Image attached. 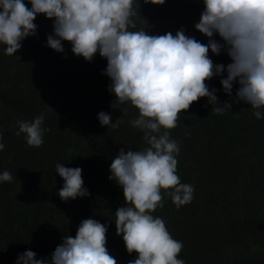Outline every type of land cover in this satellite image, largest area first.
<instances>
[{"label": "trees", "instance_id": "obj_1", "mask_svg": "<svg viewBox=\"0 0 264 264\" xmlns=\"http://www.w3.org/2000/svg\"><path fill=\"white\" fill-rule=\"evenodd\" d=\"M25 3L30 9L31 4L28 0H25ZM198 5L202 7L204 4L200 1ZM135 7L137 11V16L133 18L135 24L140 25L141 20H144L145 25L140 29L130 28V31L144 29L150 34L165 31L175 35L177 31L183 29L185 35L194 37L203 44L209 41L208 37L196 30L195 24L199 22V13H196L195 8L190 7L186 0H165L163 5L135 0ZM34 23L37 26L36 35L26 37L15 55H6L5 46L0 45V117L14 113L31 122L37 116L43 115L42 128L49 130L44 132L47 134V143L52 140L54 147L45 156H43L44 150L32 153L30 150H24L13 153L16 160L9 161L11 164L9 165L4 164L2 160L6 147H11L10 142L12 141L10 139L0 141L5 146L3 151H0V174L8 171L13 177L11 182L0 181V262L15 252L14 243L23 253L31 250L39 256H45L46 251L41 250V245L51 238V234H46L45 226L51 221L50 218L53 215L66 229H68L69 222L73 220L71 215H74V219H78L80 223L84 219H95L107 226L106 235L113 236L111 238L115 242L122 235L116 234L115 223L110 218L115 216L117 208L125 204V199L122 189L116 185L115 181L108 184L102 191L99 189L102 182L108 180L110 175L109 169L113 158H108L107 155L118 152L121 148L126 151H136L149 146L143 139L144 133L130 123L128 124L127 118L119 121L116 128L100 125L98 113L101 111L110 115H115L116 112L123 114L119 107L117 110L110 106L116 99L107 88L111 84L110 78L106 85L107 90L102 88L103 92L99 91L100 95L94 90V86L84 89V96L82 95L84 104L72 109L68 107L66 117H63L64 109L55 108L47 102V95L51 94L46 93L47 88L42 91L39 89V96L31 97L30 80L39 84L51 85L52 89L58 90L59 93L66 89L73 95L70 87L75 85L85 88V84H93L97 79L104 77L103 73L107 68L106 58L101 57L98 52L91 62L86 61L82 56L72 53V45L68 41H62L63 52H56L47 47V36L54 32V19H48L43 14H39ZM211 39L215 40L214 37ZM218 43L224 45L223 40ZM208 55L214 64H223L225 68L232 62L227 55L226 48H222L219 55L209 50ZM17 74L27 79L21 84L23 89L9 90L6 78L15 84L12 78ZM226 75L225 71L221 76H214L206 83L209 90H217L219 105L223 106L225 102H228L231 104L230 109H226L223 115L216 114L212 111V105L208 99L201 98L198 102H194L187 111H181L178 114L177 127L169 130L171 139L177 141L180 146L179 155L176 157L178 160L176 174L181 183L194 186L192 201L187 206L177 208L171 197L167 195L171 189H161L164 206L163 208L158 207L152 214L163 220L177 213H182L186 218L189 215L196 217L203 212L205 206L210 205L216 212L214 215L216 222H225V225L227 222L230 223L231 239L233 243H236L227 245L228 253L229 250L234 253L231 256L233 260L230 263L220 261L216 264H264V233L261 241L254 239L255 234L264 232V219H260L264 218V200H260L259 205H256L253 215H245L246 203L240 202L245 198V191L231 190L244 186V178H248L249 174L256 177L254 169L248 167L253 160H264V118L258 120L253 115L254 110L250 105L236 100L238 83L234 82L231 96L223 91L220 80L226 78ZM94 77L98 78L94 79ZM106 78H108L107 75H105ZM261 111L264 112V109ZM125 115L134 119L138 111L135 109L131 112L129 107ZM8 123V120L0 122V132H4L5 135L6 129L13 126ZM189 130L199 132L203 143L211 147L214 144L217 146L219 151H215L214 155L228 167L225 175L219 174L213 179V175L207 172L206 168L215 167L216 162L211 161L215 159L212 151L206 153L208 159L204 156L203 149L206 147L201 148L203 159L201 163L199 162L201 166L197 167L194 164L192 159L195 157H192L194 154H191V150L197 142L184 138ZM32 164L35 167L34 178L36 180H32L26 196L22 198L16 192L18 196L13 199L12 194L21 180L20 172L30 168ZM57 164L82 169L83 187L90 194L77 197L73 206L64 205L59 201L56 191L60 177L56 172ZM261 164L264 165V162ZM260 170L261 168H259L261 185L264 186V167L262 173ZM223 178L231 179V185L227 186L222 181ZM64 209L65 211H62ZM60 213H65L67 216L60 215L59 217ZM16 214L19 219L24 220V223L21 220L17 222V219L13 218ZM165 224L167 230L173 228L172 234L178 237V239L175 236L172 238L182 243L184 241L180 237L181 233L193 237L198 236L195 243H183L178 259H183L185 264H211L201 252L198 244L201 240L198 230L190 232L186 229L187 224L175 225L176 227H169V223L166 222ZM12 227L17 234L13 233ZM224 232L227 231L224 230ZM239 232L244 233L241 236L242 242L234 240ZM206 234L208 243L212 242L209 241L210 238L218 240L214 232L210 231ZM218 235H222L224 239H228L229 236L224 233ZM219 245L221 244L217 243L214 248ZM219 250V256H226L224 247ZM127 259L128 255L122 254L121 261L117 264H129L132 259Z\"/></svg>", "mask_w": 264, "mask_h": 264}, {"label": "clouds", "instance_id": "obj_2", "mask_svg": "<svg viewBox=\"0 0 264 264\" xmlns=\"http://www.w3.org/2000/svg\"><path fill=\"white\" fill-rule=\"evenodd\" d=\"M0 0V45L6 55H15L22 41L36 35L34 20L43 14L54 19V32L47 36V47L63 52L62 41L71 43V51L91 62L94 55L107 60L108 91L115 95L110 106L123 114L128 108L138 111L131 120L133 127L144 133L149 145L142 150L121 148L110 165L109 180L122 189L126 206L115 211L116 234L122 235L129 254L137 257L129 264H185L178 259L183 249L181 241L172 238L165 221L152 213L163 208L161 189L171 191L174 205L190 203L194 186L180 182L177 173L180 146L171 139L170 131L177 127L178 114L187 111L194 102L207 98L212 111L223 115L231 104L218 103L216 89L209 90L206 81L221 76L223 91L231 96L238 83L236 100L254 110L259 120L264 118V0H203L204 10L195 24L196 30L209 38L207 44L185 35L180 29L173 35H149L136 28L135 0ZM163 5L165 0H144ZM217 33L224 45L211 39ZM226 48L231 63L214 64L209 50L219 55ZM18 57V56H17ZM20 58V57H18ZM123 106V107H121ZM101 126L118 127L119 119L98 113ZM44 116L33 121H19L17 136L24 134L27 144H43ZM3 133L0 132V141ZM4 144L0 142V151ZM64 184L58 195L62 201L75 200L90 193L83 187L82 169L56 165ZM11 173L4 171L0 181L11 182ZM106 225L95 219H84L76 236L65 235L63 242L51 254V264H117L106 248ZM16 264H48L36 259L28 250L18 256Z\"/></svg>", "mask_w": 264, "mask_h": 264}, {"label": "rangeland", "instance_id": "obj_3", "mask_svg": "<svg viewBox=\"0 0 264 264\" xmlns=\"http://www.w3.org/2000/svg\"><path fill=\"white\" fill-rule=\"evenodd\" d=\"M200 1L203 2V0H186L187 4L190 7H194L196 13H199L198 14L199 20H200L201 13L204 10V5L202 7L198 5V3ZM144 25H145L144 20H141L140 25H136V28L137 29L143 28ZM164 32H160V33L152 32L151 34L147 33V32L146 33L149 35H164L166 33V32L165 33ZM213 37L217 42L222 40V38L217 33H214ZM97 78L98 77H94V79H97ZM12 79H13L12 81L15 84H13L11 82V80H9V78H6V83L8 85L7 88L9 90H12V91L16 88L22 90L23 86L21 87V84L27 80L26 78H21L19 74H17L16 77L14 76V78H12ZM30 82H31V86L29 87V90H30L29 93H31V97L34 98V97L39 96V89H41V91H42L44 88H47L46 93L47 94L51 93V94L47 95V102L51 103V105L55 108L61 107L62 109H64L63 111L65 113L63 114V117L67 116V111H69L68 107H71V109H72V108H75L76 106H78L80 104H84L82 95L84 96L83 91L87 87H93L94 86L93 88L96 92H98V94H99V91L103 92L102 88H105V90H107V88L109 87V85L107 84V82H109V77L105 79V75H104V77L102 76L101 78L97 79L93 84H89V83L85 84V88L83 86L73 85L72 87H70V91L73 92V95L69 91L67 92L66 89H64V92L59 93L58 90H53L51 85L49 86V85H45V84H41V83L39 84L33 80H30ZM43 85H45V86H43ZM106 85H108L107 88H106ZM98 88L100 90H98ZM52 97H53V99H52ZM110 109L114 112V110L112 108H110ZM116 109L118 110V108H116ZM130 109H131V112L135 111L134 108L130 107ZM126 118L128 119L127 123L128 124L130 123V125H132L131 124L132 119L130 117L126 116L125 114H120V113L118 114L116 112L115 115H111V121L114 123L118 119H119V121H121V120H125ZM4 120L5 121L8 120V122H9L8 124L13 125V126H10L11 128L6 129V135L3 132V140L4 139H10V141H12V142H10V145H12V146L6 147V152L4 153L5 156L3 155L2 161H4V164L11 165L9 163V161H12L13 159L16 160V157L13 155V153L23 152L24 150H30L31 153L32 152H40V151L44 150L45 152L43 153V156H45L54 147L52 140H50L51 142L47 143V134H43V137H44L43 144L39 147L29 146L27 144L26 140L24 139L23 133H21L20 136H17L16 132L19 131V123L18 122L19 121H27L21 115H16L14 113H11L8 116H1L0 122L4 121ZM85 129H87V128H85ZM184 138L187 140H194L195 142H197L194 145V149L191 150V154H194V155H192V157H195L192 160H193L194 164H196L197 167L201 166V165H199V162L201 163V160H203L202 156H201V148L206 147L203 149L204 156H207L206 155L207 152L212 151V154L215 157V159H211L210 157L209 158L211 159V161L216 162L215 167H213L211 169L206 168L207 172L211 173L213 175V177H212L213 179H215L219 174L225 175L227 173L228 167L226 165H224V163H222L219 160V158L216 159L217 157H216V155H214L215 151H219L215 144L213 147H211V146L203 143L201 138H200L199 132H195L193 130H189L185 134ZM124 151H125V153L127 152L126 150H124ZM118 152L116 151L114 153H109L107 155V157L108 158H114L118 154ZM207 159H208V156H207ZM218 161H220V162H218ZM263 162H264V160H262V159H258V161L253 160L249 164L248 167L254 169V172L256 173V177H252L249 174L248 178L247 177L244 178V182H245L244 186H240L239 188L236 187V188L231 189L232 191L233 190L235 191L236 189H239V191H241V192L245 191V194H246L245 198L240 201V202L244 201L246 203L245 204L246 211L244 212L245 215L246 214L253 215L256 205L257 206L259 205L260 200H264V186L261 185L262 179L259 176V174H260L259 168H261V170H260L261 173L263 172L262 169H263L264 165L261 164ZM249 168H247V171H249ZM34 169H35V167L32 164L30 168H27L26 170H23L22 172H20L21 180L19 181V183L17 185L18 186L17 189L15 188L14 193L12 194V197H14L13 199H16V197L18 196V193L21 195L22 198L24 196H26L27 191L29 190V186L32 185V183H31L32 180H36V178H34ZM58 180H59L58 186L56 188L57 192H59L60 188H62V186L64 184V181L61 177H59ZM222 181H224L227 186H230L232 180L228 179V178H223ZM113 182H114V180H109V179L102 182L101 186H99L100 191H102L108 184H112ZM16 192H18V193H16ZM58 198H59V201L61 203H63L64 205H67V204L72 205V206L74 205V200H72V199H69L68 201H62L60 199L59 195H58ZM123 206H126V204H124ZM185 206H187V204ZM248 207H249V211H247ZM62 211H65V209ZM50 213H52V211H50ZM215 214H216V212L214 211L212 206L207 205V206H205L203 212H200L196 217H195V215H189V217L186 218V216H184L182 213H177V214H174L170 218L168 217L164 221L166 223H169V227H176V226L181 225V224H187L186 229L189 230L190 232H195V230H198L199 231L198 233H199L200 238H201L200 242L198 243L200 248H201V252L203 254H205V259L209 260L211 262V264H216L220 261L222 263H224V262L230 263L233 260L231 258V256H233L234 253H231L230 250L228 253L229 248L227 245L228 244H231V245L236 244L235 242L233 243L232 242L233 239H231L232 231L230 229V223L227 222L225 225V222H216V219L214 218ZM60 215H65V213H60L59 217H60ZM105 215H109V214L105 213ZM65 216H67V215H65ZM71 216H72L73 220H71L69 222L68 229H66L65 227L60 225L58 223V220H56V218L54 217V215L50 218L51 221L48 222V224L45 226V229H46L45 232L47 235L51 234L50 235L51 238H50V240H48V239L45 240V242L41 245V247H42L41 250L46 251V254H45V256H39L38 253H36V259H43V260L48 261V264H51V254L55 251L56 247L63 242V238L65 237V235H71L73 238L76 236V232H77L78 226L80 224V221L78 219H74V217H75L74 215H71ZM13 218L14 219L16 218L17 222H19V220H21L22 223H24V220L19 219L17 217V214ZM115 219H116L115 216L114 217L111 216V218H110V220L113 223H115ZM260 219H264V218L261 217ZM12 229H14V228L12 227ZM224 230H226L227 232H224ZM168 231L171 234V236H175L178 239V237L176 235L172 234L174 231L173 228L172 229L169 228ZM210 231L215 233V237L218 240H216L215 238H210L209 241L210 242L212 241V242L208 243L207 238H206V235H207L206 233H209ZM13 233L17 234L15 229H14ZM220 233H224L226 235H229L228 239H224L222 235H218ZM263 233H264L263 231L258 232L257 234H255L254 239L260 240ZM243 234H244L243 232H239L237 234V237L234 240L238 241V242H242L241 236ZM108 236L109 235H106V240H107L106 248L108 249L109 254L115 258L117 263H119V261H121L122 254L128 255V259L131 258L132 260L137 257V254L135 252H133L132 254H129L127 252L122 236L118 237V239L115 242L111 238L113 236H110V237H108ZM180 237L182 238V241H184L183 242L184 244L195 243V242H197V239H198L197 235L195 237H193V236H189L186 233H181ZM13 241L14 240H12V242ZM217 243H220L221 245H219L217 248L216 247L214 248V246H216ZM221 247H224V249H225L224 253L226 256H224V257L219 256V251H220L219 249ZM253 247H256V246H253ZM14 248H15V252L13 254L9 255L7 258L2 259L0 264H16L18 256L23 254V252L19 248H17L15 243H14Z\"/></svg>", "mask_w": 264, "mask_h": 264}]
</instances>
